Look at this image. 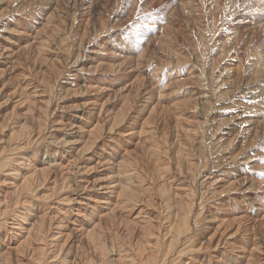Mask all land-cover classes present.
<instances>
[{
	"label": "bare ground",
	"instance_id": "6f19581e",
	"mask_svg": "<svg viewBox=\"0 0 264 264\" xmlns=\"http://www.w3.org/2000/svg\"><path fill=\"white\" fill-rule=\"evenodd\" d=\"M19 1L0 20V264H264V181L242 174L238 144L225 153L221 136L208 149L205 129L221 127L216 115L186 125L177 97L190 91L174 74L164 85L162 71L182 55L172 11L155 27L140 21L148 29L128 30L105 57L108 31L90 36L93 2L81 6L83 18L76 0L70 9L57 1L60 13L45 0ZM14 25L19 34L3 41ZM73 31L87 38L76 43ZM155 40L165 59L152 58ZM84 43L95 46L88 71ZM196 73L199 81L204 71ZM81 89L89 101L67 104ZM200 90L184 115L211 107ZM230 122L227 135L236 131Z\"/></svg>",
	"mask_w": 264,
	"mask_h": 264
},
{
	"label": "rangeland",
	"instance_id": "374dc122",
	"mask_svg": "<svg viewBox=\"0 0 264 264\" xmlns=\"http://www.w3.org/2000/svg\"><path fill=\"white\" fill-rule=\"evenodd\" d=\"M57 1L59 3L63 2L61 7L67 9L72 8L75 2V0H45L42 4L54 3L52 6L54 7L53 11L60 13V9L57 7ZM19 2V0H14L13 2L4 3L0 0V20L9 10L16 7ZM86 2H93L96 6V11L94 13L95 22L90 31V36L92 37L94 34H102L108 31L104 36H101L103 37V42L106 43L104 46L105 54H103L105 57L112 56L110 50L118 51L119 37H124L128 30L137 29L141 31L148 29V26H145L140 21L149 22V26L155 27L160 20L165 19L167 13L172 11L174 24L169 25V30H172L171 39L176 41L177 47L181 50L180 53L182 52V55L180 59H174L175 61L171 63L172 66L169 65L165 67L162 74L164 82L168 80V76L172 77L174 74L179 82L182 81L180 83L181 90H184L183 92L186 90L190 91L187 95L180 93L177 97V102L181 104L177 105L178 113L182 114V120L184 119L183 122L186 123V125L189 122L188 120H195L192 122L194 124L201 119L200 116L203 117L204 114L209 112H212V116L216 115L214 122L217 125L221 124V127L217 130L212 129L211 131L208 128L205 129L207 132L206 137H208L206 138L207 148L209 149L211 143L213 144V140L220 139L221 136H224L225 139L226 137H230V144H228L225 139H222V142L220 141L222 145L220 146L219 144V147H221L220 150L229 153L231 150L230 147L237 146L238 144L236 152L240 151L239 158L242 159V165L245 168L242 174L247 177L254 176L264 181V0H76V4L80 6L78 12L79 17L85 15L86 18V16H89L86 15V13L82 14L83 9L81 6ZM36 6H38V8ZM29 8L33 13H37L42 9L40 5H31ZM67 9L66 11H68ZM215 10L217 12H215ZM204 11L209 12V14L207 12L204 13ZM103 20L107 21L106 29H102L101 27ZM93 29H96L97 32L92 33ZM20 30L21 28L18 25H14L12 32L3 33V41L6 40L4 36L17 35L19 34L17 32ZM201 32L205 35H200ZM72 35L76 43L81 40V37H84L80 34L76 35L74 31ZM112 35L115 37L114 39L111 38ZM84 38L86 39L87 37ZM148 38L149 34H146L143 40L144 46L147 44ZM188 40L192 42L190 43ZM8 41L14 44L13 41ZM94 47L95 46L87 48V43L81 45L79 59L86 62V64L83 65L86 71H88V69H86L87 66L92 63L90 56L93 57L95 53L90 50H93ZM149 47L151 49V54L153 53L152 58L155 59L159 56L165 59V56H163L164 51L161 50L160 41L155 40ZM157 50L158 52L156 55ZM157 64L158 61L150 66L155 67ZM71 70H74V68ZM190 70L196 71V74L200 73V71H204L203 77H200L199 81L196 78H191L189 75ZM82 75L91 76L87 73H83ZM185 78L191 80L187 81ZM127 79H129V77H125L122 80H115L112 86L119 89ZM193 79L194 81H192ZM195 79L198 82H196ZM64 80L65 78L62 82H65ZM234 80H237V84ZM191 81L194 84L191 83ZM167 83L168 82L164 85ZM219 87L223 90L222 96L218 92ZM201 88L202 91L204 90L212 95L211 97L214 99L213 101L215 103L213 102L211 107L202 110L200 107H192L189 109L191 112H188V115H184L182 113L183 109L181 108L185 107H182V105L185 106V103H188L189 100L193 102H190V104H194V101H196L195 97L197 98V96H192L191 93L193 91L199 93ZM91 94L92 92H85L84 89L79 90L77 93L69 92V98L72 101L68 100L67 104L72 106L85 104L89 101L88 99L91 97ZM185 99L188 100L186 101ZM111 101H114V99ZM195 108L197 109L195 110ZM212 108L215 109L213 110ZM11 109L12 108H8L6 111L10 112ZM204 110L208 111L205 112ZM228 118L231 122L230 125L229 123H227V125L236 127V131L234 130L232 131L233 133L230 132L227 135V132H224L222 128H226L224 122H226ZM255 119L259 120L256 129L253 125L256 121ZM191 121L188 124H190ZM251 127H253V131H256L257 135H252L254 132L251 135L246 132L245 129L248 128V130H250ZM235 132H237V138L234 136L236 135ZM231 166H234V164H225L223 167ZM217 173H221V171L219 170ZM233 174V176L237 175V173ZM248 180H241L239 183L244 184V182H248ZM243 200L245 204L248 201L246 199Z\"/></svg>",
	"mask_w": 264,
	"mask_h": 264
}]
</instances>
